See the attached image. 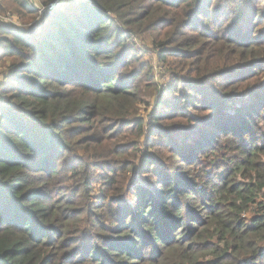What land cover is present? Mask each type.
Masks as SVG:
<instances>
[{"label":"trees","instance_id":"16d2710c","mask_svg":"<svg viewBox=\"0 0 264 264\" xmlns=\"http://www.w3.org/2000/svg\"><path fill=\"white\" fill-rule=\"evenodd\" d=\"M39 1L0 24V264H264V0Z\"/></svg>","mask_w":264,"mask_h":264},{"label":"rangeland","instance_id":"374dc122","mask_svg":"<svg viewBox=\"0 0 264 264\" xmlns=\"http://www.w3.org/2000/svg\"><path fill=\"white\" fill-rule=\"evenodd\" d=\"M27 1V3L29 4V7H31L33 9V11L36 13V17H35V21L32 23L33 26H31L30 24H23L22 21H20L15 15H13L11 12L6 13L5 15L0 16V24L3 22L6 23H11V22H15L17 24H19L18 27H10L7 26L9 29L11 28H15L13 30L16 31H28L29 29H36L38 32L40 31L41 27H38V25L40 24L43 25L47 20L44 21V19L47 16H50L52 14L51 13H47V8L42 6L41 2L39 0H25ZM61 1V0H60ZM77 3H81V2H85V0H74ZM230 0H220L221 4L222 3H228ZM234 4V2H232ZM258 14V18L256 19L257 21L262 18V24L259 26V28H256V23H255V31L257 35H260L261 33H264V8L260 11L257 12ZM260 14V15H259ZM239 21H236V23H238ZM36 23H38L36 25ZM9 25V24H8ZM35 25V26H34ZM31 26V27H30ZM237 27V25L235 26ZM213 31H217L216 29H214ZM219 33L222 34L223 32H220L219 29ZM132 45L134 46L135 50L138 52V60L141 63H145V64H149L150 67L152 68V72L154 75V83H155V88L153 91V95L150 96V102L149 105L147 107L144 106H140V113H139V117H145L147 118V121H150V115L153 113V110L155 108V103L158 102V99L161 100H169V98L173 97L172 92H170L168 89L166 90L165 88H168L170 86L173 87L170 78H165L164 76V72L165 70H162V68L159 65V62H157V60L155 59L152 51H151V46L149 45V42L147 41H135L134 43H132ZM215 49L220 50L223 49V47L221 45H215L214 46ZM216 51V50H215ZM233 56H229L226 57L224 60L226 61L227 59L232 61ZM213 63V62H212ZM10 64V61L5 59L3 60V62L0 64V76H4L5 73L8 72L7 67ZM161 84V86H160ZM164 88V90H166L164 92V95H162V93L159 95H157L158 91L161 92V90ZM143 93L145 94L146 92L143 90ZM158 96V98H156ZM149 97V95L147 96ZM172 99V98H171ZM260 124V123H259ZM151 135H153L150 132V128L147 126V128L145 129V137L144 139L141 141V149L142 152H145V146L148 145L149 141L148 138H151ZM157 136V135H156ZM133 177H136L138 180V186H147L146 181L142 178L139 177L136 173L133 174ZM130 202V200H129ZM135 203H132L131 206H134Z\"/></svg>","mask_w":264,"mask_h":264},{"label":"built area","instance_id":"2783aa9c","mask_svg":"<svg viewBox=\"0 0 264 264\" xmlns=\"http://www.w3.org/2000/svg\"><path fill=\"white\" fill-rule=\"evenodd\" d=\"M57 5H58V2H54V3L46 6L47 11H48L47 13H51L57 7ZM1 24L7 25V26H10V27H18L19 26V24L15 23V22H11V23L3 22ZM12 29H15V28H12Z\"/></svg>","mask_w":264,"mask_h":264}]
</instances>
